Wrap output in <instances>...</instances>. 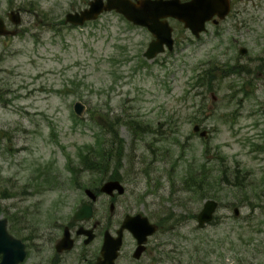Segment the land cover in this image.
I'll return each instance as SVG.
<instances>
[{
    "label": "rangeland",
    "instance_id": "rangeland-1",
    "mask_svg": "<svg viewBox=\"0 0 264 264\" xmlns=\"http://www.w3.org/2000/svg\"><path fill=\"white\" fill-rule=\"evenodd\" d=\"M87 1L0 0L8 28V11L21 16L16 35L0 36V217H64L111 164L125 186L118 208L168 213L174 240L185 213L207 198L241 207L234 218L219 206L216 219L229 218L204 231L214 250L206 261L264 264V77L246 95L241 71H221L264 59V0L249 1L252 30L234 35L237 44L220 47L203 33L188 40L179 26L173 50L151 60L142 52L152 35L113 11L81 26L63 23ZM75 101L86 107L80 117ZM130 120L143 130L135 133ZM195 123L209 130L207 139L193 132ZM110 125L120 145L110 142ZM90 148L117 152L119 161L105 156L88 169L80 153Z\"/></svg>",
    "mask_w": 264,
    "mask_h": 264
},
{
    "label": "flooded vegetation",
    "instance_id": "flooded-vegetation-1",
    "mask_svg": "<svg viewBox=\"0 0 264 264\" xmlns=\"http://www.w3.org/2000/svg\"><path fill=\"white\" fill-rule=\"evenodd\" d=\"M249 1L221 0L220 12L222 13L225 7L227 12L222 17L213 16L205 23L203 34L207 36V39L216 40L220 47L222 44L225 46L237 44L238 39L234 35L249 33L252 30L253 19L250 16ZM169 20L175 26L172 33L173 46H175L177 41L174 37V30H179L176 27L180 26L182 31L190 34L191 32L184 28L178 20L173 18ZM187 36L188 40L198 38ZM240 46L238 44L237 47ZM254 69L252 67L243 69L239 65L229 66L225 63V68L222 67L221 71L223 74H233L227 73L231 70L237 73L241 71V74L235 75L246 78L239 85V90L246 89L248 92L255 80L264 77V59L258 61ZM105 156L120 158L116 155H104L103 157ZM110 172L122 183L121 178L118 177L117 168H112ZM100 186L89 188L92 194H86L84 189L88 199L81 201L64 217L60 212L57 216H46L40 219L25 216L27 212L9 213L7 216L0 217V264H110V255L114 250L117 254L112 264H208L206 258L214 250L208 249L204 231L208 226L221 224L229 218L228 215H224L216 219L219 206L223 205V208L228 210L231 207L232 217H240L241 207L233 204L221 203L220 205L218 202L212 220L200 226L197 214L201 206L192 215L189 211L185 213L183 233L178 240H174L172 218L168 213L163 215V213L153 214L149 211L145 213L118 208L116 199L123 193L118 194L113 191L107 194L100 190ZM101 196H105V201L98 202ZM107 201L108 208L106 209ZM82 203L91 206V215L86 217V212L82 210L81 218L76 219L74 213L80 209ZM99 203H104V207H99L97 205ZM235 207L238 208L236 214ZM50 210L52 214H55L58 210L56 204H53ZM136 214H143L147 219L128 218V222L134 226H123L127 216ZM135 224L139 225L135 226ZM241 244L245 245L247 242L242 241Z\"/></svg>",
    "mask_w": 264,
    "mask_h": 264
},
{
    "label": "water",
    "instance_id": "water-1",
    "mask_svg": "<svg viewBox=\"0 0 264 264\" xmlns=\"http://www.w3.org/2000/svg\"><path fill=\"white\" fill-rule=\"evenodd\" d=\"M220 0H191L186 3H179L177 0H138L133 2L131 0H91L88 7L79 11L68 12L65 15V23L73 25H81L86 20H92L98 17L103 11L115 10L122 14L127 20L131 21L135 25H141L147 27V29L153 34L154 38L148 43L143 55L151 59L155 57L159 52L164 50V45L170 50L172 48L171 27L169 26L166 17H175L185 23V26L189 27L196 35L200 28H202L203 22L213 15ZM9 19L17 24L19 23V14L11 11L8 13ZM15 30H8L5 28L3 20L0 18V35L15 34ZM246 50L240 49V53L243 54ZM76 114L81 115L85 109V105L80 101H76L73 105ZM198 126H194V130H198ZM201 136H206V131L200 132ZM114 189L118 193L123 192V186L118 180L105 181L100 190L110 194ZM87 193L91 194V191L87 190ZM217 203L212 199H207L204 202L203 208L198 214L199 224L211 219L212 212L214 211ZM85 210L88 215L91 214V209L87 205H82L79 211L76 212L75 218H81V210ZM237 209L235 208L234 211ZM235 212V213H236ZM137 216H141L138 214ZM145 219V217H142ZM131 224V225H130ZM123 226L131 227L132 223L126 220ZM120 232V230H119ZM116 256V250L111 253V263Z\"/></svg>",
    "mask_w": 264,
    "mask_h": 264
},
{
    "label": "trees",
    "instance_id": "trees-1",
    "mask_svg": "<svg viewBox=\"0 0 264 264\" xmlns=\"http://www.w3.org/2000/svg\"><path fill=\"white\" fill-rule=\"evenodd\" d=\"M128 124L133 129V131L135 133H139L140 130H143V127H141L140 125L135 123V121L130 120V121H128ZM113 128L114 127L112 125L106 127V129L110 130L109 132L111 134V139H112L111 143H116V144L118 143L120 145V143H122V139L120 137H117V133L113 131ZM104 129H105V127H104ZM97 143H99V139L96 141V144ZM111 149H112V147H111ZM111 153H112V150H110V149L107 150L106 148H101L100 150L98 148H90V149H88L85 152V154L80 153L81 163L83 164V166L87 167L88 169H94L95 167L99 168L98 162H99L100 159H103V158H96L95 159L96 161H93V160H90L91 154H94V155H108V154H111ZM101 170H102L101 174H103V175H106L108 173V167H106V166H104V168L101 169ZM110 178H115V176L111 175V173H110ZM198 185L201 186L199 183H198ZM201 194L204 195V196H208V191H205L204 193H201Z\"/></svg>",
    "mask_w": 264,
    "mask_h": 264
}]
</instances>
